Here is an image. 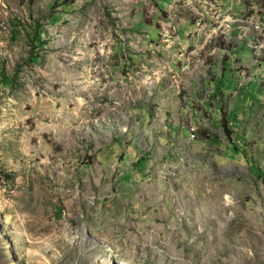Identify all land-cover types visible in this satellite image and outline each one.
Returning <instances> with one entry per match:
<instances>
[{"label": "rangeland", "instance_id": "374dc122", "mask_svg": "<svg viewBox=\"0 0 264 264\" xmlns=\"http://www.w3.org/2000/svg\"><path fill=\"white\" fill-rule=\"evenodd\" d=\"M257 172L264 0H0V264H264Z\"/></svg>", "mask_w": 264, "mask_h": 264}, {"label": "trees", "instance_id": "16d2710c", "mask_svg": "<svg viewBox=\"0 0 264 264\" xmlns=\"http://www.w3.org/2000/svg\"><path fill=\"white\" fill-rule=\"evenodd\" d=\"M51 19H53V21L56 20L55 17H53V18H51ZM35 34H36V35H35L36 47H38V48H42L43 44H42V42L40 41V37H41V32H40V30L36 29V33H35ZM135 56L137 57V55H135ZM2 80H3V82H7V79H6V78H2ZM222 81H223L222 79H220V80L218 79V81L216 80L215 82L213 81V87H214V89H215V92L217 91L216 93H218V94H219V91H221L220 84H221ZM228 119L230 120V124H231L230 127L236 125V123H235L236 119H235L234 117H230V116H229ZM221 120H222V119H221ZM222 122H223V126H224V127H226V126L228 125V123H227L224 119L222 120ZM226 128H227V127H226ZM230 130H232V128H230ZM230 130H228V131H230ZM232 147H233V149L237 150V153H238V152L240 153V150H239V148H238L236 145H233ZM230 149H231V148H230ZM233 149H231V151L233 152V154H234V156H235V155H236V152H234ZM140 163H141V161H140ZM253 172L255 173V170H253ZM257 174L260 175L261 177L264 176V174H261V172H257Z\"/></svg>", "mask_w": 264, "mask_h": 264}]
</instances>
